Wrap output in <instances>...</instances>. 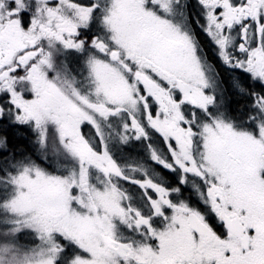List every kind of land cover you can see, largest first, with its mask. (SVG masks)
I'll return each mask as SVG.
<instances>
[{"label":"snow or ice","instance_id":"snow-or-ice-1","mask_svg":"<svg viewBox=\"0 0 264 264\" xmlns=\"http://www.w3.org/2000/svg\"><path fill=\"white\" fill-rule=\"evenodd\" d=\"M0 264H264V0H0Z\"/></svg>","mask_w":264,"mask_h":264}]
</instances>
